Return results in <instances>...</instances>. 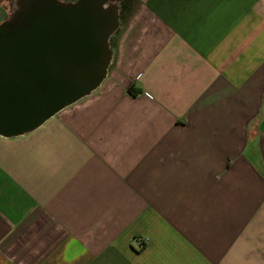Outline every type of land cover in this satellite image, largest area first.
Masks as SVG:
<instances>
[{
	"label": "crops",
	"instance_id": "0c3cea01",
	"mask_svg": "<svg viewBox=\"0 0 264 264\" xmlns=\"http://www.w3.org/2000/svg\"><path fill=\"white\" fill-rule=\"evenodd\" d=\"M118 19L100 87L0 137V264H264V0Z\"/></svg>",
	"mask_w": 264,
	"mask_h": 264
},
{
	"label": "water",
	"instance_id": "95a60500",
	"mask_svg": "<svg viewBox=\"0 0 264 264\" xmlns=\"http://www.w3.org/2000/svg\"><path fill=\"white\" fill-rule=\"evenodd\" d=\"M120 1L15 0L0 25V137L33 132L100 87Z\"/></svg>",
	"mask_w": 264,
	"mask_h": 264
},
{
	"label": "rangeland",
	"instance_id": "374dc122",
	"mask_svg": "<svg viewBox=\"0 0 264 264\" xmlns=\"http://www.w3.org/2000/svg\"><path fill=\"white\" fill-rule=\"evenodd\" d=\"M14 3H15V0H13V5H14ZM14 8H15V6L13 7V10H14ZM8 11H9V10H8ZM11 14H12V13H11ZM11 14H10V12H9V14H8V16H7V19H8V18H9V19L11 18ZM9 19H8V20H9Z\"/></svg>",
	"mask_w": 264,
	"mask_h": 264
},
{
	"label": "trees",
	"instance_id": "16d2710c",
	"mask_svg": "<svg viewBox=\"0 0 264 264\" xmlns=\"http://www.w3.org/2000/svg\"><path fill=\"white\" fill-rule=\"evenodd\" d=\"M129 93H134V91L130 90Z\"/></svg>",
	"mask_w": 264,
	"mask_h": 264
},
{
	"label": "bare ground",
	"instance_id": "6f19581e",
	"mask_svg": "<svg viewBox=\"0 0 264 264\" xmlns=\"http://www.w3.org/2000/svg\"><path fill=\"white\" fill-rule=\"evenodd\" d=\"M115 3V1H113V4Z\"/></svg>",
	"mask_w": 264,
	"mask_h": 264
},
{
	"label": "flooded vegetation",
	"instance_id": "af4514ba",
	"mask_svg": "<svg viewBox=\"0 0 264 264\" xmlns=\"http://www.w3.org/2000/svg\"><path fill=\"white\" fill-rule=\"evenodd\" d=\"M12 17H13V15H12ZM12 17H11V18H12ZM11 18H10V19H11ZM10 19H9V20H10Z\"/></svg>",
	"mask_w": 264,
	"mask_h": 264
},
{
	"label": "built area",
	"instance_id": "2783aa9c",
	"mask_svg": "<svg viewBox=\"0 0 264 264\" xmlns=\"http://www.w3.org/2000/svg\"><path fill=\"white\" fill-rule=\"evenodd\" d=\"M140 244V243H139Z\"/></svg>",
	"mask_w": 264,
	"mask_h": 264
}]
</instances>
